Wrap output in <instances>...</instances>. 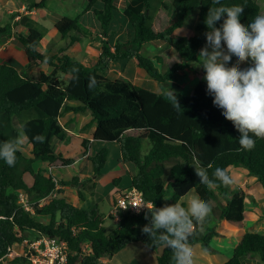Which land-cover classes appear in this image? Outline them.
Wrapping results in <instances>:
<instances>
[{
    "label": "trees",
    "instance_id": "1",
    "mask_svg": "<svg viewBox=\"0 0 264 264\" xmlns=\"http://www.w3.org/2000/svg\"><path fill=\"white\" fill-rule=\"evenodd\" d=\"M85 1L87 7L82 16L93 13L103 37L102 51L94 66H87L69 54V49L86 37L80 26L81 15L63 17L56 23V30L69 44L55 52V44L51 43L48 53L39 49L45 37L41 30L30 27L24 35L13 32L10 25H0V40L14 37L22 45L28 61L20 72L10 65L0 64V142L18 135L15 116L30 110L40 114L20 124L32 152L27 154L23 148L17 152L15 167H8L0 160V262L28 241V234H34L38 240L50 238L64 243L66 264H100L102 259H112L136 243H143L152 252L162 250L157 264H174L171 250L151 242L141 231L149 223L145 219L146 214L150 219L148 210L138 215L123 214L119 228L109 234L104 226L105 215L98 205L92 209L79 208L64 196L66 187L84 190L92 182L91 187L95 189L97 183L93 178L103 175L109 157L106 147L89 155L93 176L84 182L78 177L56 181L49 170L53 164L57 161L64 166L75 163V159H66L54 149L56 140L63 142L69 135L61 122L69 113L91 115V123L95 124L92 137L82 142L85 155L97 142L120 146L119 162L132 168L130 187L141 191L146 201L159 208L181 201L185 194L195 191L208 202L212 207L211 215L197 228L190 242L193 246L201 244L213 253V241L224 237L217 230V215L231 227L243 229L247 193L239 186L209 190L199 182L193 167L197 163L206 167L210 178L217 167L227 168L233 177L234 171L255 177L264 196V139H256L250 151L240 149V133L221 114L222 110L213 105V97L206 91V81L200 80L190 97L183 95L176 84L179 72L199 73L196 64L200 62L197 61L200 49L207 43L204 33L209 31L204 19L209 7L219 5L213 4V0H161L153 12L152 0H130L123 14L132 28V37L112 46L109 40L114 35L111 25L119 12L117 1ZM47 3L48 0H42L30 8L45 9ZM221 4L243 6L240 22L245 26L261 13L257 0H221ZM196 10L198 34L175 38V32L185 26ZM224 18L226 14L217 22V27ZM156 41L164 42L179 55L165 72L158 67L165 64L162 55L151 57L144 53L145 45ZM132 60L158 84L160 92L126 78L107 76L113 64ZM42 66H48L50 72L35 69ZM73 68L79 72L73 73ZM199 68L205 74L204 69ZM90 77L97 82L91 90ZM170 89L177 95L179 109L173 107L167 96ZM37 135L44 137L42 143L32 139ZM145 140L150 142V149L143 155ZM39 162L48 168L37 170L35 166ZM168 162L173 165L166 178ZM26 174L33 177L31 185L25 179ZM169 190H172L170 195ZM20 192L27 196V206L21 203ZM83 198L81 195V200ZM249 254L258 255L264 264L263 234H242L233 255L224 264H245L243 258ZM32 257L16 256L10 263L35 264Z\"/></svg>",
    "mask_w": 264,
    "mask_h": 264
},
{
    "label": "rangeland",
    "instance_id": "2",
    "mask_svg": "<svg viewBox=\"0 0 264 264\" xmlns=\"http://www.w3.org/2000/svg\"><path fill=\"white\" fill-rule=\"evenodd\" d=\"M23 1L27 5V9L33 10L30 8L33 3H39L42 0H17ZM116 5L119 9V12L115 14V21L111 25V30L114 32V35L110 37V43L112 46L115 45L117 41H126L132 37L133 31L132 28L124 16V8L126 6L125 1L127 0H116ZM161 0H152V4L155 7L153 12L160 4ZM258 4L261 7V13L264 14V0H257ZM85 0H48L47 8L36 10L38 15L36 16V26L35 28L41 30L46 38L41 42V52L48 53L49 43H54L55 52L59 47H66L69 44L68 40H63L60 34L53 29L52 23L55 20H58L60 16L62 17H76L81 15L80 25L85 31V38L82 42L74 44L69 50L72 53L71 55L75 57L78 61L84 63L87 66H94L98 61V58L102 51L103 46V37L101 36V31L98 28L97 20L92 13L82 16V10L86 8ZM78 10L82 11L79 12ZM43 11V14L41 13ZM20 13L8 14L5 12L2 19L1 25L5 26L8 22H11L12 16L19 15ZM20 26L26 24V20L23 19L20 22ZM54 24V23H53ZM198 10L187 20L185 26L175 32L174 37L180 38L184 36H194L198 34ZM58 33V34H57ZM55 37V38H54ZM52 41V42H51ZM56 41V42H55ZM58 43V44H57ZM160 45V46H159ZM162 45V46H161ZM223 45V41H222ZM204 47V46H203ZM202 47V48H203ZM226 47V46H225ZM40 49V48H39ZM211 50V49H209ZM9 53L21 61V58L25 59L24 54L22 55L14 47H9ZM145 54L154 57L155 55H162L165 59L164 65H158V67L165 72L169 67L170 63L178 60L179 55L176 54L172 49L169 50V47L165 43L161 44H148L145 47ZM236 59L232 57V62L235 63ZM229 67L231 64L228 65ZM250 66L245 63L241 65V68H246ZM26 67V66H25ZM37 70H43L45 72H50L48 66H42L41 68H35ZM199 73L194 74L190 71L179 72L176 76V84L180 87L181 92L185 96H192L193 90L198 83L204 77V73L198 67ZM107 76L112 79L117 78H126L131 80L139 86H144L145 88L152 90L154 92H160L161 89L156 82H154L146 72L138 66L137 61H123L121 63H116L111 66V69L107 73ZM40 117V114L36 110H30L20 113L15 116L13 121L15 122L17 130L20 132L21 123L32 120L34 118ZM71 119V120H69ZM91 115H73L69 117L64 115L61 119L62 125H65L67 130L70 132L68 137L63 141H55L54 149L57 154L63 155L66 159H75V163L69 166H64L61 161H57L50 167V172L54 175L56 181L61 180H70L73 177H78L80 182L86 181L93 176L92 163L89 161V155H95L101 148L106 147L109 149V157L107 165L103 170V175L99 178H93L94 182L97 183V187L93 189L91 186L94 183H89L85 186L84 190L81 187H66L64 196L68 201H71L77 204L81 201V195L89 200V197H92L89 202L92 204H97L100 206V209L105 215V228L108 233L111 234L119 228V220L115 217V196L120 193L119 188L128 189L131 186V171L132 168L128 167L119 162L121 158L120 146L118 144H105L102 142H97L92 144V147L89 149L87 155H85L84 148L82 147L83 139H90L95 130V124L91 123ZM90 123V126H87ZM27 141V142H26ZM142 154L146 155L150 149V142L145 140L142 143ZM27 154H30L31 144L26 139L22 147ZM173 165V162L167 163V176L169 178L170 169ZM36 169L39 168H48L47 165L43 163H37ZM236 184L234 187H242L247 193V215H246V225L245 229L238 230L231 227L228 222L219 219L217 215L218 228L217 230L224 235V237L215 239L212 247H217L219 252L213 253L208 252L203 248L201 244H196L195 250L202 249L203 251L211 257V260L214 264H224L232 256L233 248L240 242L241 235L249 232L250 228L254 225L253 214H256L258 211V202H264V196L262 195L261 186L257 178L247 175H242L241 172L233 173ZM25 179L28 184L33 183V177L29 174L25 175ZM241 179V180H240ZM169 195L172 193V190H169ZM195 193V191H192ZM168 195V197H169ZM24 199L23 203H27V196L25 194L20 195ZM22 203V200H20ZM99 201V202H98ZM42 203H45L42 201ZM264 209V206H263ZM219 214V211H218ZM253 232V231H250ZM225 238V239H224ZM36 243V244H35ZM142 243H136L132 246H128L127 249L123 250L117 254L112 259H106L108 262H102L101 264H129L137 256V247H142L139 245ZM144 247V246H143ZM44 246L38 245V239L34 234H28V241L23 245L16 247L13 252L9 255L8 258H14L16 256H33V260L40 258L43 259L42 254L40 253L41 249ZM147 249V248H146ZM149 251V250H148ZM196 252V251H195ZM158 253V252H157ZM214 255V259H213ZM202 261L200 257L195 256L196 260ZM8 260V259H7ZM244 260V258H243ZM0 264H10L8 262H0ZM208 264V263H207Z\"/></svg>",
    "mask_w": 264,
    "mask_h": 264
},
{
    "label": "clouds",
    "instance_id": "3",
    "mask_svg": "<svg viewBox=\"0 0 264 264\" xmlns=\"http://www.w3.org/2000/svg\"><path fill=\"white\" fill-rule=\"evenodd\" d=\"M213 4L219 6L209 7L204 19L209 29L204 33L207 43L200 49L197 60L200 62L196 66L205 71L203 79L207 83V93L213 97V105L222 110L221 114L240 133V149L250 151L256 139H264V14L256 15L245 26L240 22L243 6H224L221 0H213ZM225 14L223 23L217 27ZM233 56L236 57L234 64L231 63ZM249 61L250 66L241 68ZM72 71L78 73L79 69ZM74 78L78 80V76ZM96 83L95 78L90 77L89 89L95 88ZM167 96L173 107L179 109L176 93L170 89ZM26 139V132L21 129L16 137L0 142V160L8 167H15L17 152L21 151ZM32 139L42 143L44 137L37 135ZM193 168L199 182L209 190L220 186L231 188L236 184L227 168L217 167L211 178L207 168L199 163ZM133 207L148 210L150 219L147 214L145 219L149 223L141 231L151 242L170 249L174 264H195L196 252L190 239L211 215L212 207L208 202L189 192L181 201L159 208L153 203Z\"/></svg>",
    "mask_w": 264,
    "mask_h": 264
},
{
    "label": "crops",
    "instance_id": "4",
    "mask_svg": "<svg viewBox=\"0 0 264 264\" xmlns=\"http://www.w3.org/2000/svg\"><path fill=\"white\" fill-rule=\"evenodd\" d=\"M126 6L124 8V10L126 9V7L128 6L130 0L125 1ZM27 5L25 2L23 1H17V0H0V25L2 23V19L4 17L5 12H7L8 14H14V13H20L19 15L16 16H12L11 18V22H8L5 25H10L12 27L13 32H18V33H22L24 35L28 34L29 28H35L36 26V16L38 15L37 13V9L35 10V8L33 10H28L27 9ZM87 7V5H86ZM86 8H84L82 11L84 12ZM40 10V9H39ZM79 12H82L80 10H78ZM82 12V13H83ZM43 14V11L41 12ZM81 13V14H82ZM91 13V12H89ZM87 13V14H89ZM93 14V13H92ZM94 16V14H93ZM65 17V16H64ZM95 17V16H94ZM63 17L60 16L58 20H55V22L52 23L53 25V29L56 30L55 25L57 22H59ZM25 19L26 20V24L23 26H20V22ZM98 22V21H97ZM99 30L100 29V25L99 23H97ZM81 26V25H80ZM82 28V27H81ZM83 29V28H82ZM57 31V30H56ZM84 31V30H83ZM58 32V31H57ZM85 32V31H84ZM58 34V33H57ZM46 38V36L44 37ZM55 38V37H54ZM44 40V39H43ZM42 40V41H43ZM52 42V41H51ZM56 42V41H55ZM164 42H160V41H156V42H151L149 44H161ZM50 44V43H49ZM58 44V43H57ZM148 45V44H147ZM145 45V47L147 46ZM160 46V45H159ZM162 46V45H161ZM9 47H14L15 49H17L19 52L22 53V55L24 54L23 51V47L22 45L13 37V38H4L2 40H0V64H5V65H10L14 68H16L19 72L22 71L25 66L27 65L28 61L27 58L24 54L25 59H23V57L20 60H17L16 58H14L10 53H9ZM169 47V46H168ZM172 49L171 47H169V50ZM174 51V49H172ZM40 51H41V45H40ZM175 52V51H174ZM69 54L71 55L72 53L69 50ZM177 54V53H176ZM72 56V55H71ZM179 59V57H178ZM199 82V81H198ZM197 85V84H196ZM72 113L67 114V116L69 117ZM75 115V114H73ZM71 120V119H69ZM68 131V130H67ZM68 133L70 134V132L68 131ZM27 142V141H26ZM30 145V144H29ZM32 152V146H31V151ZM50 169V168H49ZM32 184V183H31ZM29 184V185H31ZM121 185V183H120ZM120 185L118 186V189L121 191H123L124 189L119 188ZM126 190V189H125ZM20 194H24L22 192H20ZM92 197H89V200H91ZM81 200V199H80ZM89 200H87L86 198H83V200L79 201L77 204L71 202L73 205L79 207V208H84V209H92L93 207L97 206V204H92V202H89ZM99 202V201H98ZM247 204V202H246ZM99 206V205H98ZM264 202H258V211H256V214H253L254 218L252 221V224L254 225L252 228H250V231L256 232V233H260L264 235ZM100 207V206H99ZM247 208V205H246ZM247 215V212H246ZM245 225H246V219H245ZM246 227L244 226L243 229H245ZM237 229V228H236ZM239 230V229H238ZM248 233V232H246ZM245 234V233H244ZM221 239V238H220ZM225 239V238H224ZM241 240V239H240ZM39 241V240H38ZM215 242V240L213 241ZM36 244V243H35ZM213 244V243H212ZM140 246L144 244H139ZM132 246V245H131ZM137 247V253L139 252V256H137V258H135L132 262H130L129 264H157L158 263V257L162 255L163 251L159 250L157 252H152V251H148V249H146V247ZM194 245V249H195ZM204 248V247H203ZM202 249H197L196 251V255L198 257H200L202 259V261H200L199 259L195 261V264H214V262L211 260V257H209ZM127 249V248H126ZM125 249V250H126ZM235 247L233 248L234 251ZM212 252L215 255V252H219V250L217 249L216 246H214V248L212 247ZM233 253V252H232ZM213 255V259L215 258ZM233 255V254H232ZM115 257V256H114ZM231 258V256H230ZM229 258V259H230ZM12 258H8V260L6 259L3 262H8L9 260H11ZM104 262H108V260L106 259H102L101 263ZM244 262L245 264H262V261L260 259V257L258 255H253V254H249L246 255L244 257ZM100 263V264H101ZM11 264V263H10Z\"/></svg>",
    "mask_w": 264,
    "mask_h": 264
},
{
    "label": "built area",
    "instance_id": "5",
    "mask_svg": "<svg viewBox=\"0 0 264 264\" xmlns=\"http://www.w3.org/2000/svg\"><path fill=\"white\" fill-rule=\"evenodd\" d=\"M20 200H22V203L24 202V199L21 197ZM23 204L27 206V203H23ZM141 204L144 205L150 204V202L146 201L141 191L131 187L121 191L119 194L115 196L114 214L116 219L120 221L122 215L125 213H129L131 215L141 214L147 209L141 208L140 210H137L135 207H133ZM38 245L44 246V248L40 250L43 259L41 260L40 258H37L33 260L32 257V261L35 264H66L67 262L66 245L62 243L60 240L43 238L38 241Z\"/></svg>",
    "mask_w": 264,
    "mask_h": 264
}]
</instances>
